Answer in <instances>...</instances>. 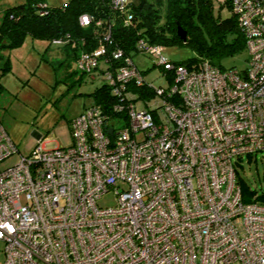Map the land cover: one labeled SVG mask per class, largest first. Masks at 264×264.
Masks as SVG:
<instances>
[{"label": "built area", "instance_id": "2783aa9c", "mask_svg": "<svg viewBox=\"0 0 264 264\" xmlns=\"http://www.w3.org/2000/svg\"><path fill=\"white\" fill-rule=\"evenodd\" d=\"M226 1L243 69L187 67L139 38L167 79L153 86L120 49L78 55L76 69L107 87L109 112L91 100L69 120L68 144L38 139L0 165V264H264V202L243 201L235 179L242 156L264 154V0L214 6ZM17 151L0 121V163ZM107 191L115 202L99 204Z\"/></svg>", "mask_w": 264, "mask_h": 264}, {"label": "trees", "instance_id": "16d2710c", "mask_svg": "<svg viewBox=\"0 0 264 264\" xmlns=\"http://www.w3.org/2000/svg\"><path fill=\"white\" fill-rule=\"evenodd\" d=\"M224 5L228 12L225 15L220 12L222 5L214 6V0H129L122 9L114 8L111 0H66L60 4L22 0L0 10V75L10 67L7 50L20 45L25 36L42 38L47 45L59 44L67 54L71 53L74 63L80 53L92 51L100 44L105 46L103 55L109 56L111 51L120 49L122 54L130 56L137 52L136 42L141 38L163 46L169 43L188 45L193 54L172 60L176 63L188 67L197 60L207 59L223 68L219 61L222 55L245 48L236 18L229 11L227 1ZM82 13L89 17L84 25L78 21ZM127 13L130 18L124 23ZM177 24L184 30L183 38L176 32ZM55 38H60L61 42H53ZM74 72L65 70L63 78H70ZM82 74L79 71V77ZM1 89L0 84V92ZM134 91L151 94L146 87H136ZM89 94L93 101L101 103L103 111H108L112 97L104 84L93 86ZM246 158L256 157L248 155ZM239 170H236L235 179L241 199L264 202V187H250Z\"/></svg>", "mask_w": 264, "mask_h": 264}, {"label": "rangeland", "instance_id": "374dc122", "mask_svg": "<svg viewBox=\"0 0 264 264\" xmlns=\"http://www.w3.org/2000/svg\"><path fill=\"white\" fill-rule=\"evenodd\" d=\"M22 0H0V10ZM50 4L66 0H46ZM220 12L227 14V8ZM10 67L0 75V121L5 126L17 152L4 158L0 165L13 163L17 153L29 151L38 139L45 147L66 145L70 142L68 122L84 105L91 102L89 92L100 82L95 74L83 73L75 68L74 58L58 44L47 45L42 38L25 36L23 42L7 50ZM193 54L186 44L169 43L162 46L160 55L166 59L179 60ZM135 65L143 71V78L153 86H165L167 79L153 57L135 52L131 55ZM223 67L243 69L247 64V50L219 58ZM53 65V68L51 66ZM76 71L70 78H63L65 70ZM93 77L91 78V76ZM137 108L143 102L137 100ZM240 173L250 187H264V154L255 159H240ZM101 205H111L115 197L111 191L103 193L97 200ZM3 242L0 240V263L3 260Z\"/></svg>", "mask_w": 264, "mask_h": 264}, {"label": "water", "instance_id": "95a60500", "mask_svg": "<svg viewBox=\"0 0 264 264\" xmlns=\"http://www.w3.org/2000/svg\"><path fill=\"white\" fill-rule=\"evenodd\" d=\"M176 32H177V34H178L181 38L184 37V30H182L181 27H180V25H178V24H177ZM107 131L109 132L110 130L107 129Z\"/></svg>", "mask_w": 264, "mask_h": 264}, {"label": "crops", "instance_id": "0c3cea01", "mask_svg": "<svg viewBox=\"0 0 264 264\" xmlns=\"http://www.w3.org/2000/svg\"><path fill=\"white\" fill-rule=\"evenodd\" d=\"M23 42V41H22ZM11 138V137H10Z\"/></svg>", "mask_w": 264, "mask_h": 264}]
</instances>
